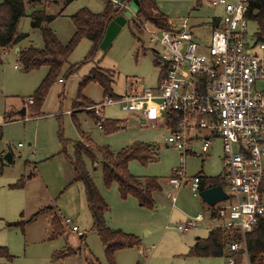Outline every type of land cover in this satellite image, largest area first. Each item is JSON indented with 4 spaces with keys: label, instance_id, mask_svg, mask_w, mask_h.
<instances>
[{
    "label": "rangeland",
    "instance_id": "obj_1",
    "mask_svg": "<svg viewBox=\"0 0 264 264\" xmlns=\"http://www.w3.org/2000/svg\"><path fill=\"white\" fill-rule=\"evenodd\" d=\"M108 1L118 4L113 10L127 23L105 50L100 48L92 53L93 44L88 39L79 44L64 65L60 80L51 86L39 113L30 112L29 100L47 76L48 68L27 73L19 62V52L12 50L3 55L0 66V127L3 131L0 248L8 251L10 259L0 256V264H110L94 230L85 185L76 169V147L79 144L87 147L88 143L91 151L81 153L84 169L109 205L105 216L107 226L140 239L138 247L118 251L114 264H228L226 257L187 256L195 239L207 238L210 228L203 225L182 234L176 227L188 218L206 215L209 207L189 187L175 190L168 184L175 171L183 166L181 152L168 145L171 130L163 126L150 127L140 120L132 123L122 105L113 104L105 106L100 117L121 121V125L118 131L106 133L87 112L92 106L77 103L79 95L96 105L105 100L100 84L90 82L81 87L93 70L112 81L115 100L142 94L146 88L158 90L161 87L157 56L141 45L148 42V36L141 29L139 1L41 0L27 4V15L20 20L18 31L28 37L19 47L43 49L45 46L42 30L33 27V12L46 10L48 15H56L49 26L59 41L67 45L76 32L71 17L84 8L102 13ZM157 7L169 20L188 18L200 43L209 42L213 21L223 14L209 0H157ZM248 31L253 39L257 25L250 22ZM26 106L28 113L22 115ZM221 142L220 139L214 142L206 155L199 147L195 148L196 155H188L184 165L187 179L220 177L228 191ZM135 143L148 144L154 152V159L147 165L139 161L129 164V172L140 181L157 178L160 183L161 190L153 194V208L141 206L133 196L122 198L118 184L107 187L104 183L103 158L98 149L108 147L116 154ZM9 152L13 156L12 164L4 161ZM168 193L174 194L175 203L168 198ZM55 219L64 228L57 237L53 236ZM67 219L73 221L84 238L65 225ZM140 249L147 254H141ZM69 250L73 251L71 255L56 257Z\"/></svg>",
    "mask_w": 264,
    "mask_h": 264
},
{
    "label": "built area",
    "instance_id": "obj_2",
    "mask_svg": "<svg viewBox=\"0 0 264 264\" xmlns=\"http://www.w3.org/2000/svg\"><path fill=\"white\" fill-rule=\"evenodd\" d=\"M209 3L223 14L213 21L207 43L198 42L188 18L169 21V28L164 29L142 20L141 29L148 42L141 45L157 56L161 87L146 88L142 94L118 100L106 98L89 110L100 117L105 106L121 104L131 118L171 130L168 145L181 152L183 166L168 184L175 190L187 186L196 197H200L201 178H186L187 157L196 155L195 145L202 154H208L213 142L220 139L228 174V191L224 190L229 199L208 206L206 215L188 218L176 229L182 234L203 225L210 230H226L235 237L229 252L241 253L245 264H252L247 237L264 217L260 192L264 181V42L249 36L251 0ZM168 198L176 202L173 193H168ZM65 225L84 236L70 219ZM140 253L145 255L147 251L140 249ZM235 257H229L228 264H237Z\"/></svg>",
    "mask_w": 264,
    "mask_h": 264
},
{
    "label": "trees",
    "instance_id": "obj_3",
    "mask_svg": "<svg viewBox=\"0 0 264 264\" xmlns=\"http://www.w3.org/2000/svg\"><path fill=\"white\" fill-rule=\"evenodd\" d=\"M138 1V16L142 20L151 21L163 29L169 28L170 20L159 11L157 0ZM40 2L41 0H3L0 4V66L3 64V55L7 51L16 50L28 37L27 34L18 31L20 20L27 15L26 5ZM113 8L114 4L108 1L102 13L96 14L84 8L74 14L71 18L75 24L76 32L67 45H63L59 41L53 29L49 26L56 19V15H48L46 10H38L31 14L33 27L42 30L45 46L43 49L33 47L21 49L18 53L19 62L23 67V71L27 73L43 67L48 68L47 76L32 97L34 103L29 105L32 114L40 112L51 86L57 80H60L64 65L84 39L92 42V53L100 49L108 26L117 17ZM248 16L250 22H254L257 25V32L255 33L257 40L264 42V0H251V10ZM90 82L98 83L103 87L105 93L104 99H116L113 98L112 81L105 74L98 70H93L91 75L84 79L81 87ZM77 103L87 106L96 105L83 95H79ZM87 112L96 120L98 125L101 123V118L93 111L88 110ZM120 125L121 121L104 119L101 129L105 130L106 133H114L119 130ZM2 137L3 131L0 127V140ZM90 148H92L90 143H88L87 147L81 144L76 147V169L85 185L88 205L95 221L94 230L105 247L108 261L110 264H114V256L118 251L128 247H138L140 239L135 235L124 233L121 230H112L107 226L105 216L110 210L109 205L96 188L91 176L84 169L85 166L81 153L82 151L89 153L91 151ZM98 150L103 158V179L105 185L111 187L116 183L119 186L122 198L126 199L129 196H133L138 199L141 206L153 208V194L161 190V185L157 178H148L145 181H140L129 172V164L132 161H139L147 165L154 159L152 146L144 143H135L116 154L108 147ZM2 164L3 157L0 156V175L2 174ZM200 178L201 191L216 186H225L223 179L220 177ZM260 192L264 199V181ZM53 226V236L57 237L61 235L64 228L58 219L54 220ZM234 239L235 237L226 230H211L207 238L197 240L195 245L189 250L187 256L192 258L226 257L227 259L236 256L237 264H245L244 256L241 253L231 254L229 252V244ZM247 246L250 253V262L252 264H264V217L260 219L253 232L248 235ZM72 253V250L62 251L56 257L64 258ZM0 256L10 259L8 251L5 248H0Z\"/></svg>",
    "mask_w": 264,
    "mask_h": 264
},
{
    "label": "water",
    "instance_id": "obj_4",
    "mask_svg": "<svg viewBox=\"0 0 264 264\" xmlns=\"http://www.w3.org/2000/svg\"><path fill=\"white\" fill-rule=\"evenodd\" d=\"M126 23H127V20L123 16L116 17L108 26L105 38H104L100 48L103 50L107 49L110 46V44L112 43L115 35L121 30V28L123 26H125ZM219 23H220V20H217L216 26H218ZM21 114H23V115L26 114V108H23ZM141 122L144 123L143 121H141ZM4 161L7 164L13 163V156L11 155L10 152L5 155ZM200 197L202 198L203 202L205 204H207L209 207H214L217 204L229 199V196L225 192L223 186H216L213 188L203 190L200 193Z\"/></svg>",
    "mask_w": 264,
    "mask_h": 264
},
{
    "label": "crops",
    "instance_id": "obj_5",
    "mask_svg": "<svg viewBox=\"0 0 264 264\" xmlns=\"http://www.w3.org/2000/svg\"><path fill=\"white\" fill-rule=\"evenodd\" d=\"M172 20H175V19H170V21H172ZM176 20H178V19H176ZM193 25V24H192ZM213 29V28H212ZM139 40V39H138ZM20 51L22 48L21 47H18V48H16V54H17V52H19L18 50ZM27 108H26V114L28 113V106H26ZM22 112V111H21ZM25 114V115H26ZM23 115V114H22ZM131 119V122L132 123H135V122H137V120L135 119V118H130ZM219 139H217V140H215L214 142H216V141H218ZM214 142H213V144H212V147H211V150H212V148H213V145H214ZM222 143V142H221ZM196 147H199V145H195V148ZM200 148V147H199ZM210 150V151H211ZM0 156H2L3 157V155H0ZM207 226V225H206ZM210 230V229H209ZM211 231V230H210ZM84 237V236H83ZM82 238V237H81ZM200 238H196L195 239V241H194V243H193V245H191L189 248L191 249L194 245H195V243L197 242V240H199ZM203 239V238H202ZM189 249V250H190Z\"/></svg>",
    "mask_w": 264,
    "mask_h": 264
}]
</instances>
